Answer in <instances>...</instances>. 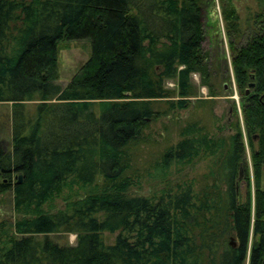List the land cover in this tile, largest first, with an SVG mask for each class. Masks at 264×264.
Segmentation results:
<instances>
[{"label":"trees","instance_id":"16d2710c","mask_svg":"<svg viewBox=\"0 0 264 264\" xmlns=\"http://www.w3.org/2000/svg\"><path fill=\"white\" fill-rule=\"evenodd\" d=\"M205 4L0 0V102L10 103L0 123V195L11 193L17 214L0 221V264H264V13L241 41L234 7L220 0L252 199L238 193V169L245 167L238 123L217 135L201 120H186L160 156L163 168L204 160L200 179L128 194L137 174L132 149L154 106L170 96L164 81L177 89L176 99L164 101L170 110L195 95L193 73L215 95L201 46ZM62 39L89 44L87 59L63 86L55 83ZM64 191L61 206L42 210ZM59 232L74 233V245L48 239ZM104 232H116L111 243Z\"/></svg>","mask_w":264,"mask_h":264},{"label":"rangeland","instance_id":"374dc122","mask_svg":"<svg viewBox=\"0 0 264 264\" xmlns=\"http://www.w3.org/2000/svg\"><path fill=\"white\" fill-rule=\"evenodd\" d=\"M212 1V6H211ZM237 14L238 36L243 41L249 33L256 31L261 24V15L264 13V0H228ZM202 8L203 41L202 49L207 53V69L211 90L215 94L209 96L207 88L199 84L196 73L191 74V83L195 88V95L189 97V104L185 108H173L170 110L167 103L176 99L177 89L173 80H165L164 87L169 92L168 98L162 99L154 107L155 117L149 121L143 130L140 141L132 149V164L136 169L134 186L128 190L129 195H148L171 187L172 184L182 181H193L199 178L205 171V161L194 159L189 164H170L162 167L160 156L162 151L178 139V130L186 125V120L200 121V125L207 126L208 134L217 132V135H225L232 130L229 124L237 122L242 133L244 144V164L241 176L237 178L239 198L248 191L250 199L253 194V174L251 169L250 153L244 136L241 115L240 96L235 88L232 69L230 65V51L227 44L224 20L221 16L220 0H204ZM210 7V8H209ZM89 55V44L85 40L62 39L56 44V80L55 83L63 86L70 77L79 69ZM222 86V88H221ZM224 86V88H223ZM205 101L199 104L197 102ZM209 101V103H208ZM34 101H28L25 105L31 108ZM10 103L0 102V123L6 122ZM196 108V109H195ZM168 109L170 110L169 112ZM167 112V113H166ZM166 113V114H165ZM213 116V117H212ZM214 118V119H213ZM217 127H222L218 132ZM225 127H229L228 130ZM224 128V129H223ZM0 140L5 142V136L0 132ZM200 179V178H199ZM247 184V186H246ZM259 186L264 188V171L261 170ZM72 194H78L74 188ZM68 192L64 191L42 210H54L61 206L62 197ZM11 193L0 195V221H13L15 215L11 207ZM116 232L103 233V240L111 243ZM48 239L60 245H74L75 234L72 232H59L49 234Z\"/></svg>","mask_w":264,"mask_h":264},{"label":"water","instance_id":"95a60500","mask_svg":"<svg viewBox=\"0 0 264 264\" xmlns=\"http://www.w3.org/2000/svg\"><path fill=\"white\" fill-rule=\"evenodd\" d=\"M248 76H249L250 79L253 78V75H252L251 73H250ZM252 86H253V82L249 81V82L247 83V87L245 88V93H247V92H248V88H250V87H252ZM223 88H224V86H223ZM263 169H264V166H263ZM241 172H242V167H241V165H240V166H239V169H238V177L241 176ZM14 177L16 178V182H17V183L20 182V179H21V175H20V174H15ZM229 243H230L231 245L234 244V243L231 241V239L229 240Z\"/></svg>","mask_w":264,"mask_h":264}]
</instances>
